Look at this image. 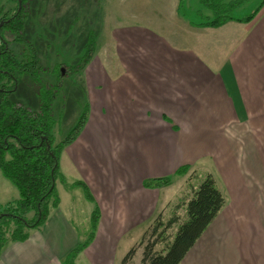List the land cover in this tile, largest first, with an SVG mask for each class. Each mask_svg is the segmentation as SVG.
<instances>
[{"label":"crops","instance_id":"1","mask_svg":"<svg viewBox=\"0 0 264 264\" xmlns=\"http://www.w3.org/2000/svg\"><path fill=\"white\" fill-rule=\"evenodd\" d=\"M46 1L52 11L55 0ZM148 1H168L169 14L178 16L179 0H134ZM166 23L176 35L168 42L142 28L116 36L123 39V73L96 68L87 122L60 155L64 204L56 191L59 204L45 224L25 242L6 245L0 264H64L85 240L92 211L70 188L77 181L89 189L99 222L75 264H121L130 234L159 205L160 190L143 182L175 179L178 168L203 163L225 204L180 264H264V7L249 24Z\"/></svg>","mask_w":264,"mask_h":264},{"label":"rangeland","instance_id":"2","mask_svg":"<svg viewBox=\"0 0 264 264\" xmlns=\"http://www.w3.org/2000/svg\"><path fill=\"white\" fill-rule=\"evenodd\" d=\"M260 1L253 0L242 5L234 10L231 16L234 19H241L250 15ZM169 4L168 1H148L146 6H142L134 0H55L53 4H50L52 11H48L49 3L46 0L25 2L23 9L26 15L25 22L28 21V23L25 24L23 37L29 42L28 45L31 44L37 51L40 63L39 78L42 81L40 84L31 82L27 77L18 78L12 100L15 103H24L30 109L38 111L41 103L37 97L39 92L42 93L40 87L42 86L41 89L45 91L46 96L53 95L54 102L50 112L54 121L52 136L55 144L60 142L77 121L85 104L88 105L89 98L90 100L92 97L95 99L98 93L95 88H92L93 91L88 88L92 75L98 73L96 68L98 67L101 73L110 76L123 73L125 67L119 64L122 59H118L124 56L123 39L115 41L116 36L121 37L120 34H122L124 37L127 28H142L168 42L176 35L167 29L168 23L166 22L183 19L192 25L200 21L199 15L210 18V12L204 10L198 0H186L184 7L180 9L176 17L169 14ZM16 8L18 9L17 5L11 3L10 0H0V21L8 20ZM55 10L56 13H53ZM157 13L164 17L156 19L154 15ZM4 40L8 49L18 59L28 61L26 49L14 42V36L5 32ZM86 45L92 48L90 60L81 70L74 71L79 60L87 53L84 51ZM62 164L65 166V159L62 160ZM189 167L187 173L182 175L183 177L174 176L175 179L171 178L168 186L156 188L160 190V197L155 216L140 230L130 234L132 246L127 253L135 249L136 255L134 254L126 264H139L145 245L157 242L154 245V252L163 253L172 241L178 224L173 225L161 238L158 237L160 227H157L155 234L153 228L157 221L165 224L173 216L178 217V223L185 219V204L192 198L193 191L202 178L209 174L204 171L205 163L197 167ZM219 184L223 187L221 181ZM61 185L57 180L56 191L64 204L66 194ZM71 185H69L70 188ZM18 198V191L0 173V209ZM81 205L86 207L84 213L87 212L89 206L84 200ZM137 241L139 242L136 243ZM123 246L121 244V250Z\"/></svg>","mask_w":264,"mask_h":264},{"label":"trees","instance_id":"3","mask_svg":"<svg viewBox=\"0 0 264 264\" xmlns=\"http://www.w3.org/2000/svg\"><path fill=\"white\" fill-rule=\"evenodd\" d=\"M253 0H198L200 6L210 12V18L199 15L200 21L192 23L196 28L216 29L228 22L249 24L264 7V0L248 16L234 19L231 13ZM18 7L14 14L0 23V173L17 191L18 200L4 205L0 209V254L9 243H23L28 239V232L41 228L49 215L50 209H56L59 199L56 192V182L65 181L59 171V159L62 151L72 144L81 133L87 122L88 106L85 104L77 121L68 134L58 143H54L52 132L54 121L51 117L53 95H47L40 87L38 100L41 103L38 111L30 109L24 103H15L18 78L27 77L33 83H40L39 57L36 49L23 37L26 15L24 3L30 0H10ZM186 0H179V9L184 7ZM200 11H198L199 13ZM14 36V42L24 46L28 61L18 59L9 49L4 40V33ZM88 44V43H87ZM87 53L79 60L74 71L86 66L91 57L92 48L85 46ZM189 166H182L173 176L187 173ZM171 176L146 180L143 187L156 189L168 186ZM78 188L86 202L92 205L89 221V233L86 239L79 243L65 258L64 264H74L77 256L92 242L99 222V209L87 186L82 182L71 185ZM225 199L217 189L211 175H207L193 191L192 198L185 204V219L173 216L165 224L156 222L161 231L158 237L178 224L172 241L163 253H155L153 242L145 245L139 264H180L187 252L194 246L206 228L211 224L223 208ZM135 254L131 249L123 258L121 264H126Z\"/></svg>","mask_w":264,"mask_h":264},{"label":"water","instance_id":"4","mask_svg":"<svg viewBox=\"0 0 264 264\" xmlns=\"http://www.w3.org/2000/svg\"><path fill=\"white\" fill-rule=\"evenodd\" d=\"M20 10V2H18V11ZM3 24V23H2ZM2 24H0V27H1V25Z\"/></svg>","mask_w":264,"mask_h":264},{"label":"flooded vegetation","instance_id":"5","mask_svg":"<svg viewBox=\"0 0 264 264\" xmlns=\"http://www.w3.org/2000/svg\"><path fill=\"white\" fill-rule=\"evenodd\" d=\"M62 73V72H61Z\"/></svg>","mask_w":264,"mask_h":264}]
</instances>
